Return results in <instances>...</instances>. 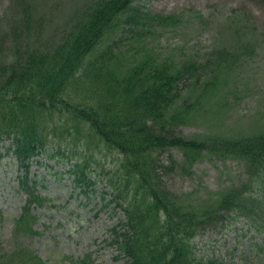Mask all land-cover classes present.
Masks as SVG:
<instances>
[{
  "label": "trees",
  "instance_id": "trees-1",
  "mask_svg": "<svg viewBox=\"0 0 264 264\" xmlns=\"http://www.w3.org/2000/svg\"><path fill=\"white\" fill-rule=\"evenodd\" d=\"M138 1L89 0L70 20L66 35L41 46L29 41L34 36L30 33H41L43 20L20 3L22 18L12 21L8 33H0V48L9 40L14 47L10 58L0 61V144L9 143L8 153L21 172L17 191L26 197L12 235L35 234L31 210L48 201L37 192L29 168L52 150L45 147V118L63 112L74 131L85 130L87 138L95 137L123 156L122 178L110 181L114 208L120 209L123 220L110 234L124 264H212L215 261L197 258L193 240L204 228L229 220V214L264 235V131L229 140L181 135L177 129L196 105L185 104L184 110L177 105L184 97L181 86L198 88L200 100L208 96L213 82L201 84L208 62L142 60L118 75L123 59L116 39L130 34L131 41L139 43L149 28L176 25L175 17L153 15ZM23 39L28 41L20 45ZM222 60L217 58L208 75L215 77ZM173 149L181 153L180 161L161 164L159 153ZM207 157L243 162L244 183L197 205L168 191L164 173L175 166L190 171ZM79 158L68 172L77 184L88 183L90 165ZM259 249L264 263V246ZM34 253L15 245L0 252V264H46Z\"/></svg>",
  "mask_w": 264,
  "mask_h": 264
},
{
  "label": "rangeland",
  "instance_id": "rangeland-1",
  "mask_svg": "<svg viewBox=\"0 0 264 264\" xmlns=\"http://www.w3.org/2000/svg\"><path fill=\"white\" fill-rule=\"evenodd\" d=\"M88 1L0 0V33H8L12 21L22 18L17 6L23 3L44 23L42 37L30 33L34 34L30 45L52 43L66 35L70 20ZM137 4L153 15L175 17L176 25L149 28L139 43L131 41L130 34L116 39L115 47L123 59L118 75L142 60L176 65L191 59L208 62L207 73L201 77V84L213 82L208 96L200 100L198 88L181 86L184 97L177 105L183 110L185 104L196 105L177 130L189 139L218 135L228 140L263 132L264 0H139ZM13 48L7 41L0 48V61L10 58ZM219 56L223 58L220 69L211 77L208 72ZM66 120L63 112L45 118L49 136L45 147L52 150L35 158L29 168L37 192L48 201L32 208L35 234L12 235L26 198L17 191L20 171L17 160L8 153L9 143L0 144V252L20 245L46 264H124L110 234L123 220L120 209L114 208L115 190L110 182L112 177L122 178L119 165L123 156L99 139L87 138L85 130L74 131L77 128ZM159 154L157 159L165 166H169L168 160L181 159L174 149ZM78 158L90 165L88 183L77 184L68 172ZM173 169L161 176L164 185L196 205L217 199L221 192L242 185L246 177L243 163L209 157L199 159L190 171ZM228 216L229 220L204 228L193 240L197 258L215 261L212 264H264L259 249L264 246V235L251 229L245 219Z\"/></svg>",
  "mask_w": 264,
  "mask_h": 264
},
{
  "label": "bare ground",
  "instance_id": "bare-ground-1",
  "mask_svg": "<svg viewBox=\"0 0 264 264\" xmlns=\"http://www.w3.org/2000/svg\"><path fill=\"white\" fill-rule=\"evenodd\" d=\"M122 258H124V257H122ZM125 259V258H124Z\"/></svg>",
  "mask_w": 264,
  "mask_h": 264
}]
</instances>
